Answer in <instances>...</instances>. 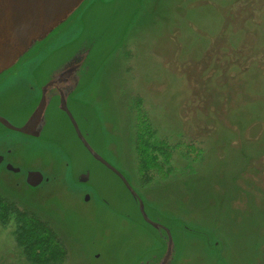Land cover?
I'll use <instances>...</instances> for the list:
<instances>
[{
  "label": "rangeland",
  "instance_id": "obj_1",
  "mask_svg": "<svg viewBox=\"0 0 264 264\" xmlns=\"http://www.w3.org/2000/svg\"><path fill=\"white\" fill-rule=\"evenodd\" d=\"M109 1L87 0L70 31L39 45L44 70L73 52L81 32L100 35L95 52L103 63L84 90L95 108L89 114L107 122L94 145L150 209L178 221L174 264H264V0H115L103 7ZM27 59L0 84V106L30 96L37 81ZM64 124L49 129L63 145L24 143L19 132L0 128V152L21 168L0 165L2 199L16 202V214L45 222L64 249L61 259L46 261L49 250L30 259L16 232L20 220L0 206V264H136L159 242L127 216L136 208L114 177L96 167L89 181L76 179L91 160ZM144 130L167 140L168 163L156 165L162 153L150 154ZM30 169L44 175L37 187L25 181Z\"/></svg>",
  "mask_w": 264,
  "mask_h": 264
},
{
  "label": "water",
  "instance_id": "obj_2",
  "mask_svg": "<svg viewBox=\"0 0 264 264\" xmlns=\"http://www.w3.org/2000/svg\"><path fill=\"white\" fill-rule=\"evenodd\" d=\"M86 1L0 0V84L6 87L11 82V79L6 76L7 73L26 60L25 56L33 51L32 57L27 60H31V64L34 65L31 70L34 71L33 76L36 77L37 83L30 85L31 90H28L38 92L34 103L23 115L22 125L11 121L8 114L0 113V128L17 131L28 140L48 143L58 141L63 145L64 141L56 133L57 131L49 132V129L52 125L57 129L60 126L66 127L65 122L70 130V142L73 144L76 142L86 152V158L91 160L89 162L82 161L85 169L79 173L76 179L82 182L89 181L96 167L114 177L121 186L125 187L126 193L135 205V217L129 211L127 216L153 232L159 242L156 250L146 252L136 264H174L181 247L177 236L178 232L176 233L175 230L176 226L179 227L178 221L162 218L150 209L148 206L150 203L135 189L127 176L106 158L104 150H100L94 145L98 134L100 136L104 134L102 126L104 127L107 122L97 114H89V112H95L91 102L83 96L85 101L72 103V98L77 93L84 92L88 88L103 63L99 62L100 54L95 52L99 48L98 43L101 36L85 35L84 31L81 32L79 42L74 43L77 48L75 47L66 58L50 61V65L44 70V60L47 58L42 59L41 56L44 54L42 50L45 45L41 47L42 50L38 49L39 45L51 40L52 43L63 31L68 29L70 31L75 23L77 24L76 19H73L74 15ZM113 1L115 0L109 1L103 7L110 6ZM85 6L88 9L89 6L95 5L87 4ZM86 8L80 21L81 28L86 23L84 19V15L88 13ZM121 38L122 35L120 40ZM37 50H39L38 62L41 61L38 67L36 66L37 56H34L36 55L34 52ZM40 69L43 70V73ZM58 99L59 103L56 101ZM93 121L95 124L97 122V129ZM3 159L4 155L0 153V165H6L11 172L21 171L20 167L9 161L6 163ZM25 181L29 186L37 187L44 181V175L41 170L30 169L25 172ZM86 199L88 200V195ZM104 202L108 204L106 200ZM186 228L192 231L191 228L187 226Z\"/></svg>",
  "mask_w": 264,
  "mask_h": 264
},
{
  "label": "trees",
  "instance_id": "obj_3",
  "mask_svg": "<svg viewBox=\"0 0 264 264\" xmlns=\"http://www.w3.org/2000/svg\"><path fill=\"white\" fill-rule=\"evenodd\" d=\"M146 129V128H145ZM148 130H144L143 133L148 135L147 140L146 138H142L143 143L146 147L150 150V154L156 158V155L160 154V160H158L159 163H156L158 166H162L163 162L168 163V156L166 153L168 151L167 145L169 144L167 140L164 139H158V138H152L151 134H153L151 131L147 132ZM143 135V134H142ZM141 135V136H142ZM180 143H176L175 146H177ZM192 150L194 149L195 153L197 154L200 149L195 147L193 143H188L187 145ZM162 155V156H161ZM162 162V163H161ZM165 163V164H167ZM148 171V170H147ZM16 203V202H15ZM15 203H8V201H5L1 197L0 193V206L2 207H12L13 213H17V209H15ZM1 215H5L4 213H0ZM30 214H27L25 212H19L16 214V221L20 222L18 223V227L16 228L17 234H19L22 238L20 240L21 245L25 246V250L27 253V256L32 260H37L43 257L41 253H44L45 251L49 250L51 255L49 254L45 260L48 261L50 258L61 259V257L64 254V249L59 244L57 239V234L55 231H53L45 222L41 221L40 219H36V217L28 216ZM25 237V238H24ZM24 243V244H23ZM59 251V252H58ZM34 254H33V253ZM56 252V253H55ZM58 252V253H57Z\"/></svg>",
  "mask_w": 264,
  "mask_h": 264
},
{
  "label": "flooded vegetation",
  "instance_id": "obj_4",
  "mask_svg": "<svg viewBox=\"0 0 264 264\" xmlns=\"http://www.w3.org/2000/svg\"><path fill=\"white\" fill-rule=\"evenodd\" d=\"M27 94H30V96H27L26 97V101L22 105H17L14 101H6L2 105V107L4 106V109H6L5 111L9 115L10 120L13 121V122H15V123H18L20 121V124L21 125H22L21 121L23 119V115L26 114L27 110L34 103V100L37 97L38 92L37 91H28ZM83 96H84V92L77 93L72 98L73 99V102L72 103H78L79 101H85V99H84ZM32 97H33V99H32ZM56 101H57V103H59V99L56 100ZM43 130H44V128H43ZM22 141L24 143H27L29 140L26 139V138H23ZM43 143L46 144V142H43ZM2 154L4 155V159L3 160L6 161V163H7L9 161L8 155L6 153H2ZM149 264H151V263H149Z\"/></svg>",
  "mask_w": 264,
  "mask_h": 264
},
{
  "label": "bare ground",
  "instance_id": "obj_5",
  "mask_svg": "<svg viewBox=\"0 0 264 264\" xmlns=\"http://www.w3.org/2000/svg\"><path fill=\"white\" fill-rule=\"evenodd\" d=\"M101 72V71H100ZM100 72H99V74H100ZM99 74H98V76H99Z\"/></svg>",
  "mask_w": 264,
  "mask_h": 264
}]
</instances>
